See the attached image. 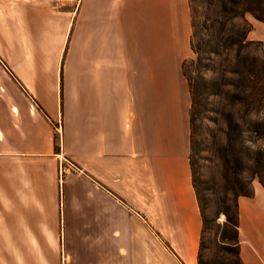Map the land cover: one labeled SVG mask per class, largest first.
<instances>
[{
  "label": "crops",
  "instance_id": "crops-1",
  "mask_svg": "<svg viewBox=\"0 0 264 264\" xmlns=\"http://www.w3.org/2000/svg\"><path fill=\"white\" fill-rule=\"evenodd\" d=\"M26 9L0 2V251L85 236L64 264H197L188 1L83 0L59 51L31 49ZM248 37L264 41V24ZM252 193L236 201L239 264H264V189ZM143 234L161 259L158 242H132Z\"/></svg>",
  "mask_w": 264,
  "mask_h": 264
},
{
  "label": "rangeland",
  "instance_id": "rangeland-1",
  "mask_svg": "<svg viewBox=\"0 0 264 264\" xmlns=\"http://www.w3.org/2000/svg\"><path fill=\"white\" fill-rule=\"evenodd\" d=\"M3 0H0V2ZM27 6L30 15L31 49L59 51L67 27L75 25V15L83 0H12ZM16 9H18L16 7ZM17 13V11H16ZM74 18V22H73ZM252 30L254 19L245 15ZM233 30L240 29L239 19L231 21ZM250 33V32H249ZM241 48L228 44V31L221 32L217 40L211 39L207 52L196 63L193 54L185 61L186 74L203 79L209 84L206 92L208 111L196 122L199 127L197 141L199 149L194 156L195 178L201 194L204 225L202 227L197 264H239L236 256L234 228L228 220L237 214V196L231 191V183L224 175V148L229 132L239 147L264 150V82L251 85L239 70V58L243 55L264 58V41L250 40ZM67 35L63 51L69 47ZM218 40H220L218 42ZM247 42H251L247 45ZM260 42V43H256ZM258 127L257 133L254 129ZM232 129V131H230ZM257 182V181H253ZM248 186L251 189L252 184ZM102 241L104 236H96ZM116 237V236H115ZM75 242H85V236H70ZM130 238H135L131 236ZM132 242H141L144 248L159 243L158 258L161 259L163 245L154 236L146 234ZM131 240V239H130ZM125 244L126 239H115ZM63 248L61 236L46 250L0 251V264H64L66 258L83 257L82 252ZM162 245V246H161ZM53 248V249H50ZM145 253V251L143 252Z\"/></svg>",
  "mask_w": 264,
  "mask_h": 264
},
{
  "label": "trees",
  "instance_id": "trees-1",
  "mask_svg": "<svg viewBox=\"0 0 264 264\" xmlns=\"http://www.w3.org/2000/svg\"><path fill=\"white\" fill-rule=\"evenodd\" d=\"M190 11V50L194 55L196 63L207 52L211 39H216L222 32L228 31L227 45H234L241 48L246 45V35L250 32V26L245 20V15H250L254 20L264 24V0H187ZM239 19L242 22L241 28L233 30L231 21ZM220 40H218L219 42ZM260 43V42H256ZM251 42H247L250 45ZM236 73H242L247 83L251 85L264 82V58L243 55L239 58ZM182 74L186 79L190 94L189 127H190V154L189 165L191 171V183L198 203L202 227L204 225L203 209L201 205V194L196 184L194 169V156L199 149L197 136L199 127L197 121L201 115L208 111L206 106V92L209 84L203 79L186 74L185 61L182 64ZM255 133L258 127L254 125ZM232 131V129L230 130ZM227 144L224 148V179L231 183V191L237 197H251L252 187L248 186L255 180L264 189V150L261 148L239 147L236 139L227 132ZM264 137V133L259 134ZM234 228L235 243H237V214L234 220H228ZM239 263V262H238Z\"/></svg>",
  "mask_w": 264,
  "mask_h": 264
}]
</instances>
